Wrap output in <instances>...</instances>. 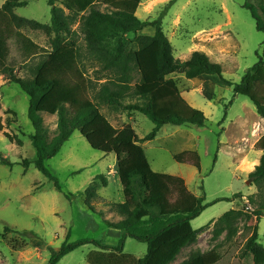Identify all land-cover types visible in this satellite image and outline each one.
<instances>
[{"label":"rangeland","instance_id":"obj_1","mask_svg":"<svg viewBox=\"0 0 264 264\" xmlns=\"http://www.w3.org/2000/svg\"><path fill=\"white\" fill-rule=\"evenodd\" d=\"M7 1L0 0V6ZM26 1L28 6L15 11L18 16L46 25L52 23L47 0ZM171 1L123 0L114 8L132 12L142 21L157 20L164 13L163 29L176 58L185 61L195 51L204 52L222 65L225 80L239 84L258 62L264 42V34L256 29L250 11L244 8L247 0H175L165 10ZM99 8L103 12L111 9L107 6ZM23 32L46 50L51 49L50 38L43 32L30 29ZM72 32L84 53L86 40L80 22L72 26ZM153 34L152 27L139 33ZM137 36L129 34L125 37L129 47L136 48ZM9 47L8 64L15 68L18 76L26 77V62L18 40L12 39ZM40 59H35L33 64ZM89 72L94 78L90 66ZM170 78L177 81L191 106L202 111L208 119L204 128L166 125L154 140L143 144L153 171L182 177L189 190L197 197H205V204L210 205L192 222L195 230L207 229L173 263L182 264L193 252L206 253L216 245H222V251H226L230 228L221 224L220 219L233 209L250 214L254 209L249 198H264V188H259L250 178L263 155L256 149V143L264 136V119L248 98L236 95L234 86H226L218 76L188 79L183 74H173ZM0 106V123L4 126L0 134V264H49L52 253L60 250L69 233L71 243L93 239L116 246L122 232L113 229L110 223L120 218L110 206L124 202L116 155L95 151L80 132H75L60 153L46 162L47 169L60 184L59 190L35 163L37 154L31 140L35 130L29 118L30 98L2 74ZM102 112L117 128L132 125L140 139L148 137L155 128L141 113L131 115L110 107H104ZM44 120L53 137L57 132V116L44 114ZM4 133L12 136L13 142ZM183 153H190L184 163L176 161L175 156ZM194 153L199 156L201 170L194 165L191 155ZM2 161L11 165H4ZM25 161L31 162L28 168ZM98 177H105L108 186L98 192L95 213L86 204L85 191ZM238 194L244 196L243 202L233 199ZM171 198L175 200V190ZM222 199L224 201H218ZM256 225L259 242L264 245V218L260 223L256 218L252 223L247 218L234 223L232 228L238 233L233 242L244 245ZM6 226L19 233L9 232L4 237ZM15 246L21 250L15 251ZM147 250L146 244L133 239L127 240L122 254L87 245L59 264H139Z\"/></svg>","mask_w":264,"mask_h":264},{"label":"trees","instance_id":"obj_2","mask_svg":"<svg viewBox=\"0 0 264 264\" xmlns=\"http://www.w3.org/2000/svg\"><path fill=\"white\" fill-rule=\"evenodd\" d=\"M122 1L47 0L52 15L50 25L16 14L17 9L28 6L26 0H8L0 6V74L11 84L18 85L30 98L29 118L35 130L31 140L36 149L37 168L61 190L46 162L60 153L75 132H80L95 151L116 155L117 175L123 187L124 202L110 206L120 218L110 223L113 229L122 232L119 243L109 246L93 239L71 243L69 233L60 250L52 253L49 264H59L87 245L122 254L128 239L147 245V254L139 264H173L182 251L195 243L207 229L192 227V222L210 206L205 204L206 198L194 195L182 177L153 171L143 147L166 125L204 128L207 124L205 114L184 98L171 75L183 74L188 79L218 76L226 86H234L236 95L248 98L264 119V42L258 62L239 84L234 85L224 79L222 65L212 61L204 52L195 51L185 61L174 56L172 44L163 29L164 13L157 20L142 21L132 12L114 8ZM174 3L175 0L171 1L165 10ZM100 6L111 9L103 12ZM244 8L250 11L256 29L264 34V0H247ZM78 22L86 40L84 53L73 38L72 26ZM147 27H152L154 34L139 35ZM24 29L43 32L50 38L51 49L46 50L36 43L23 32ZM129 34L138 35L136 48L125 42ZM12 39H17L21 46L28 72L26 77L18 76L15 68L8 64ZM38 57L41 59L33 64ZM89 66L93 68L94 78ZM104 107L119 108L131 115L141 113L153 122L155 128L148 137L140 139L132 125L114 126L102 112ZM12 114L17 117L15 112ZM44 114L58 118L57 132L53 137ZM3 130L0 123V134ZM4 135L13 142L12 136ZM256 149L263 155L250 178L263 189L264 136L256 143ZM187 154L190 153L175 156L176 161L184 163ZM191 155L194 165L201 170L199 156L196 153ZM2 163L11 165L7 161ZM30 164V161L24 163L26 168ZM107 186V179L98 177L85 191L86 204L95 213L98 192ZM173 190L176 198L172 201ZM233 199L243 202L244 196L238 194ZM249 203L254 209L250 214L233 209L220 219L221 224L230 228L226 251H222V245H216L206 253L193 252L182 264H264V245L259 242L257 225L244 245L233 242L238 233L232 228L234 223L244 218L250 223L256 218L260 223L264 218V198L251 196ZM9 232L19 233L6 226L4 237ZM14 250L20 251L21 248L15 246Z\"/></svg>","mask_w":264,"mask_h":264},{"label":"crops","instance_id":"obj_3","mask_svg":"<svg viewBox=\"0 0 264 264\" xmlns=\"http://www.w3.org/2000/svg\"><path fill=\"white\" fill-rule=\"evenodd\" d=\"M187 100V99H186ZM189 102V100H187ZM122 236V235H121Z\"/></svg>","mask_w":264,"mask_h":264},{"label":"bare ground","instance_id":"obj_4","mask_svg":"<svg viewBox=\"0 0 264 264\" xmlns=\"http://www.w3.org/2000/svg\"><path fill=\"white\" fill-rule=\"evenodd\" d=\"M256 165V164H255Z\"/></svg>","mask_w":264,"mask_h":264}]
</instances>
